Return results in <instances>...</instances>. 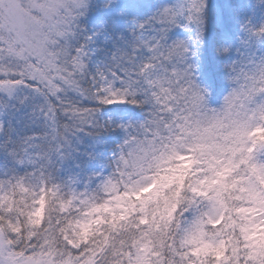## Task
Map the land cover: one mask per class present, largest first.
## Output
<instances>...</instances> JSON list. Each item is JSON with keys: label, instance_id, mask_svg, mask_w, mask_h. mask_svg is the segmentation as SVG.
<instances>
[{"label": "snow or ice", "instance_id": "snow-or-ice-1", "mask_svg": "<svg viewBox=\"0 0 264 264\" xmlns=\"http://www.w3.org/2000/svg\"><path fill=\"white\" fill-rule=\"evenodd\" d=\"M0 264H264V0H0Z\"/></svg>", "mask_w": 264, "mask_h": 264}]
</instances>
